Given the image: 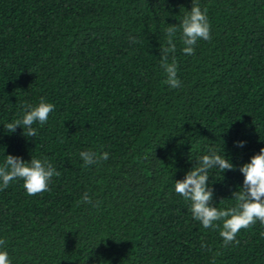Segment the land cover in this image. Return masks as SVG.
Returning <instances> with one entry per match:
<instances>
[{"label": "trees", "instance_id": "1", "mask_svg": "<svg viewBox=\"0 0 264 264\" xmlns=\"http://www.w3.org/2000/svg\"><path fill=\"white\" fill-rule=\"evenodd\" d=\"M0 264H264V0H0Z\"/></svg>", "mask_w": 264, "mask_h": 264}]
</instances>
